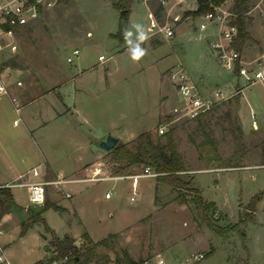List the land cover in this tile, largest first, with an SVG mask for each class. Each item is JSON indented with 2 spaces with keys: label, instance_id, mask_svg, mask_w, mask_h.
Wrapping results in <instances>:
<instances>
[{
  "label": "rangeland",
  "instance_id": "374dc122",
  "mask_svg": "<svg viewBox=\"0 0 264 264\" xmlns=\"http://www.w3.org/2000/svg\"><path fill=\"white\" fill-rule=\"evenodd\" d=\"M258 1L252 0L251 7ZM113 2L58 1L38 19L17 29L13 37L3 39L0 81L7 82L8 92L21 107L16 111L12 99L0 95V179L11 180V173L36 162L44 164L47 179L57 178L60 170V175L72 173L71 178H91L96 168L101 170L99 177L126 175L130 168L113 165L101 146L100 139L116 132L100 136L99 131L116 123L135 135L152 128L156 138L161 134L159 127L164 126V133L173 130L183 155L186 170L182 174L191 178L206 201L214 202L210 218L217 224L239 225L226 234L211 229L190 191L160 180L153 187L155 177L140 178L134 201L132 178L83 180L66 184L71 197L54 185L49 187L46 201L55 202L59 209L48 208L42 215L57 233L46 231L44 222L38 221L22 238V221L33 220L45 203H31L26 186L16 185L12 187L16 206L7 213L0 207L5 230L15 239L13 250L8 248L11 258L17 264H51L60 260L51 249L54 234L63 236L68 231L80 237L74 238L81 246L87 242L88 230L98 241L104 240L96 247L99 260L123 258L124 251L138 261L158 252L169 261L204 252V258L190 264H264V86L257 83L238 89L235 74L221 65L211 49L217 28L201 29L203 14L183 16L196 9L198 0L174 5V13L181 15L177 22L164 9L156 13L158 0L148 4L134 0L127 24L132 31L128 44L116 36L121 10ZM225 5L232 7V2ZM150 11L160 25L173 26L172 37L150 30ZM256 12L249 14L247 23L251 38L243 49L248 56L264 46V24ZM134 24L143 25L148 35L140 45L147 54L139 61L132 60L129 51L138 44ZM76 48L80 53L74 56ZM100 55L105 59L100 60ZM69 56H73L72 62L67 60ZM178 63L203 92L221 89L230 97L204 116L187 118L183 99L169 78L171 67ZM160 104L164 109L156 118ZM81 137L88 139L87 148L76 143ZM208 139L216 142L225 159L234 153L236 141L241 142L245 152L242 165L206 164L201 145ZM128 144L135 149L136 138ZM95 151H100L99 157ZM83 157L85 165L77 168ZM141 170L134 168L133 172ZM108 191L112 198L106 197ZM256 197V212L241 222Z\"/></svg>",
  "mask_w": 264,
  "mask_h": 264
},
{
  "label": "built area",
  "instance_id": "2783aa9c",
  "mask_svg": "<svg viewBox=\"0 0 264 264\" xmlns=\"http://www.w3.org/2000/svg\"><path fill=\"white\" fill-rule=\"evenodd\" d=\"M154 0H144L145 3ZM185 0H158L168 15H172V21L177 22L181 19L179 13H174L173 8L175 4L181 3ZM264 0L256 2L249 10H257L256 15L264 24ZM58 0H0V50L3 47L2 41L4 38H10L15 35L17 29L27 26L31 21L40 17L44 10L55 6ZM174 3V4H173ZM149 15L152 17L150 30L154 33L161 32L166 38L174 35L173 26L169 23L160 25L155 19L153 12ZM204 21L201 22L200 28L206 29L209 25L217 28L216 39L210 42L211 49L215 53L221 65L232 72L236 76V86L243 91L245 88L261 83L264 81V46L262 50L253 56H248L244 53V49H239L235 46L238 38V25L233 22L236 18L235 12L231 7L225 4L216 6L214 10L205 12L203 14ZM12 49L16 46L9 43ZM80 53L78 48L73 50V55ZM101 60H104V55H100ZM73 56H69L67 60L73 61ZM169 78L177 88L178 94L182 97L185 105L184 115L189 119H196L209 113L222 100L227 99L230 95L226 94L224 90L216 89L213 92H203L193 81L183 64L178 63L171 67L169 71ZM8 89L5 85L0 83V94H8ZM15 105L16 111L20 110L21 104L15 96H11ZM253 124H256L255 113L251 112ZM159 132H165L164 126L159 127ZM44 164H38L30 168L25 176L26 180L12 181L5 184H0L1 187H10L20 185L26 186L28 198L31 203L43 205L46 202L48 190L50 185H54L56 190L64 193L66 197H71L72 194L66 190V184L70 182H77L83 180H102V179H119L132 178V195L131 200L134 201L138 195V182L140 177L158 176L160 173L154 171L149 166L143 168L139 173H132L127 175H113L109 177L96 176L101 171L96 168L94 176L91 178H65L59 177L54 179H47L44 177ZM107 197L111 196L108 191ZM4 220L0 219V264H11L6 244L3 241L5 235ZM57 253V252H56ZM55 253V254H56ZM205 257L204 252H195L187 256L185 259L169 261L161 254H156L151 258H144L139 260L136 264H190ZM60 260L54 259L51 264H65L69 259L68 256L59 257Z\"/></svg>",
  "mask_w": 264,
  "mask_h": 264
},
{
  "label": "trees",
  "instance_id": "16d2710c",
  "mask_svg": "<svg viewBox=\"0 0 264 264\" xmlns=\"http://www.w3.org/2000/svg\"><path fill=\"white\" fill-rule=\"evenodd\" d=\"M58 1L62 2L67 0ZM133 1L134 0H114L113 2L114 6L121 10L119 29L116 36L122 40L124 39L123 32L127 28L129 13L131 11ZM228 1L232 2L231 8L236 14V18L233 22L238 25V38L235 46L239 49H243L246 41L251 38L247 23L250 17L248 12L251 8L252 0H198V6L196 9L184 12L183 16H198L200 14H204L205 12L214 10L216 6L223 5ZM163 9V6L160 5L156 13H160ZM201 147L202 158L206 164H209L212 161H217L224 164V166L242 165L245 152L243 144L239 141H236L234 153L227 159L222 158L219 154L214 140H205ZM107 153L109 154L110 161L113 165L119 166L123 164L124 168H130L126 175L134 173V168L143 169L149 166L154 171L160 173L157 176L158 180L168 182L177 190L185 189L190 191V193L193 194V202L203 211L207 218L208 226L211 229L216 230L221 234H226L231 230L237 229L239 223L229 225L217 224L208 215L209 211L215 209V204L212 201H206L201 195L200 189L193 183L191 178L182 174V171L186 170L184 158L177 147L172 129L168 130L164 134H159L156 138H154L150 130L143 131L136 137L135 149L131 148L127 142H118L117 145L107 151ZM256 204L257 197L253 198L250 202L247 212L245 213V217H242L240 220L241 222L252 217V215L256 212ZM14 206H16V202L13 197L12 188L1 187V211L3 213H7ZM51 207L59 209V206L55 202L47 200L43 208L37 214L32 216L33 220H23L21 223V235H25L29 228L38 221L44 222L46 231L53 232V229L46 223V220L42 215L45 210ZM85 239L87 242L78 246L75 238L70 234H64L63 236L54 234L53 245L51 246L52 252L53 254L57 252L56 257L68 256L69 259L65 264H136L138 262V260L133 259L127 251H124L123 258H118L114 261H112L109 256H105L104 260H99L97 258L96 247L98 244L104 242V240L95 242L87 233H85Z\"/></svg>",
  "mask_w": 264,
  "mask_h": 264
},
{
  "label": "crops",
  "instance_id": "0c3cea01",
  "mask_svg": "<svg viewBox=\"0 0 264 264\" xmlns=\"http://www.w3.org/2000/svg\"><path fill=\"white\" fill-rule=\"evenodd\" d=\"M164 35V34H163ZM164 37H165V35H164ZM166 38V37H165ZM214 40V39H213ZM212 40V41H213ZM211 42V41H210ZM244 53H245V49H244ZM246 54V53H245ZM247 55V54H246ZM100 57V56H99ZM100 59V58H99ZM105 59V58H104ZM101 60V59H100ZM1 80V79H0ZM0 83L1 84H3V85H5L6 87H7V89L9 90V85L7 84V82H5V80H2V81H0ZM262 83V85L264 86V81L263 82H261ZM0 95H3V94H0ZM9 98H11V94L10 93H8V94H6ZM66 108H69V107H66ZM163 105L162 104H160V106H159V108H157V111H156V118H158L159 116H160V113H162L163 112ZM70 111H73V110H70ZM251 111H253V110H251ZM74 112H76L77 113V110H74ZM263 112V111H262ZM65 114H63V115H61L60 117H62V116H64ZM256 115V114H255ZM2 116H3V114H2V111L0 110V118H2ZM255 118H256V116H255ZM253 119V118H252ZM255 127H257V122H256V124H253ZM121 127H122V125H120V124H116V123H113V124H111L109 127H108V129H106V131H99L100 133V136H102V134H105L104 132H106V134H110V133H112V132H116L115 134H117V135H115L118 139H119V142H129L130 140H133V139H135L137 136H138V134L137 135H135V133H133V131H128V130H126V129H121ZM152 128H147L146 130H151ZM145 130V131H146ZM89 139H93V136L92 135H89ZM101 140V142L103 141V140H105V139H100ZM76 143L77 144H79V145H81V146H83V147H85V148H87L88 146H89V142H88V139H85V138H80V139H77L76 140ZM95 153H96V155H98L97 157H99V155H100V151H95ZM85 161V159H84V157L83 158H80V160L78 161V163H77V168H79L80 166H83V165H85V163L86 162H84ZM38 164H41L40 162H36V163H34L33 164V166L32 167H34V166H36V165H38ZM32 167H30V168H32ZM30 168H28V169H26V170H23V171H17V172H13V173H11L12 175H10V176H12V179L10 180V179H0V183L1 184H5V183H7V182H12V181H16L17 179H19V178H24V177H26L25 176V174L27 173V171L30 169ZM77 168H74V170H76ZM73 170V171H74ZM60 172H63V170H60L59 172H57L56 173V176H57V178H59V177H65V178H71L70 176L72 175V173H70V176H66V175H60ZM153 177H155L156 178V180H154V181H152V186L153 187H155V183L156 182H158L159 180L157 179V176H151L150 178H153ZM140 178H142V177H140ZM140 178H139V180H140ZM121 179V178H120ZM156 181V182H155ZM77 182H79V181H77ZM91 182V181H90ZM70 183H73V182H70ZM139 183V182H138ZM139 185V184H138ZM151 186V187H152ZM13 191V190H12ZM14 195V194H13ZM107 197V196H106ZM109 198V197H108ZM110 198H112V195L110 196ZM14 199H15V196H14ZM16 201V200H15ZM53 229V228H52ZM54 230V229H53ZM87 230V229H86ZM56 233H57V231L56 230H54ZM29 232V231H28ZM27 232V233H28ZM87 232H88V234L90 235V237H91V239L93 240V241H95V242H98V240H100V239H96V238H94L93 236H92V234L87 230ZM26 233V234H27ZM26 234L25 235H21L20 237H22V238H25V236H26ZM64 234H70L68 231H65V233ZM63 234V235H64ZM59 236H61V234H58ZM74 237H77V236H75L74 235ZM76 239H80V237H77ZM3 241H4V243L6 244V243H10V245L9 246H6L7 247V253H8V257H9V260H10V263L11 264H17L16 263V261H15V259H12L11 258V255L9 254V252H8V248H10V250L12 251L13 250V248L11 249V246L13 245V243L15 242V239H14V237H12L11 236V234L10 233H8V232H6L5 233V237L3 238ZM158 254H160L159 252H158ZM134 259V258H133ZM136 260V259H135Z\"/></svg>",
  "mask_w": 264,
  "mask_h": 264
},
{
  "label": "clouds",
  "instance_id": "9594fccd",
  "mask_svg": "<svg viewBox=\"0 0 264 264\" xmlns=\"http://www.w3.org/2000/svg\"><path fill=\"white\" fill-rule=\"evenodd\" d=\"M133 27L136 29L137 32L138 44L135 48L130 49L129 51L131 52L132 60L139 61L147 54V50L142 48L140 45L148 38V35L143 25L134 24ZM123 35L126 43H130L129 37L132 36V31L126 28L123 32Z\"/></svg>",
  "mask_w": 264,
  "mask_h": 264
},
{
  "label": "water",
  "instance_id": "95a60500",
  "mask_svg": "<svg viewBox=\"0 0 264 264\" xmlns=\"http://www.w3.org/2000/svg\"><path fill=\"white\" fill-rule=\"evenodd\" d=\"M118 142L119 139L116 136L109 135L106 140L101 142V146L107 151H109L114 148Z\"/></svg>",
  "mask_w": 264,
  "mask_h": 264
}]
</instances>
